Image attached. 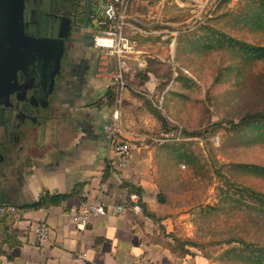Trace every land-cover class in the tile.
I'll return each mask as SVG.
<instances>
[{
	"label": "rangeland",
	"instance_id": "374dc122",
	"mask_svg": "<svg viewBox=\"0 0 264 264\" xmlns=\"http://www.w3.org/2000/svg\"><path fill=\"white\" fill-rule=\"evenodd\" d=\"M160 1L151 0L149 4L156 6L154 13L163 10L162 14L145 22L159 21L158 25L164 27L168 25L161 22L178 23L173 27L177 30L174 33L164 31L155 37L157 53L166 57L164 64L171 68V79L163 90L157 87L146 91L130 84L139 104L156 107L165 118L163 127L142 135L156 136L165 127L181 128V140L162 144L173 156L168 157L171 169L179 170V176L171 178V192L165 193L169 202L178 204L186 215L177 231L179 237L197 244L188 247L199 251L204 264H250L246 259L248 247L264 248V206L252 203L249 194L250 190L264 194V176L250 175L234 165L264 166V142L255 141L260 130L252 127L255 131H236L232 126L247 112L264 110V58L252 60L242 50L224 44L214 43L208 48L205 40L214 42L209 36L210 29H214L264 45V32L254 29L250 21L255 16L253 11L259 10L258 3ZM130 4L141 10L136 0H130ZM129 13H133L132 8ZM250 27L258 31L253 32ZM113 67L112 64L110 70ZM172 70L184 76L174 79ZM104 80L109 82L108 78ZM126 82L124 96L128 90ZM159 167L169 166L161 162ZM175 180L181 181V188L178 183L175 186ZM231 237L245 243H226Z\"/></svg>",
	"mask_w": 264,
	"mask_h": 264
},
{
	"label": "crops",
	"instance_id": "0c3cea01",
	"mask_svg": "<svg viewBox=\"0 0 264 264\" xmlns=\"http://www.w3.org/2000/svg\"><path fill=\"white\" fill-rule=\"evenodd\" d=\"M136 2L141 10L134 5L129 6V10L131 8L133 10V13H129V21L136 29H128L127 33L136 40L137 45L136 52L124 58L128 90L126 96L122 94L124 104L121 114L122 133L125 137L136 139L138 148L132 153L125 168L110 170L107 165L105 140L102 143L90 141L77 155L69 157L70 167L67 170H64L61 164L49 176L45 178L42 176L43 180L37 184L34 192L35 200L45 192L69 193L78 183H82L84 199L71 197L58 205L22 209V219L14 224L21 243L10 248L4 246L5 253L0 255V264H136L140 260H149L155 264L203 263L200 261L202 258L199 251L193 247L186 246L193 255L185 257L178 256L170 249L169 244L173 243L170 234L180 235L177 231L183 217L186 216L181 213L182 208L175 202H169L168 196L165 195L171 192L170 184L173 183L171 178L179 176V170L171 169L168 157L173 156L165 147L166 144H153L142 135L162 125L148 108L139 104V97L130 90L132 83L146 91L158 89L156 82L161 80L158 75L161 76L166 67L164 65L166 57L157 53L159 49L158 44L155 47L157 40L155 37H159L158 34L162 35L164 31L174 33L177 30L173 27L178 23L161 22L168 25L164 27L158 25L159 21L145 22L158 17L163 10L158 14L154 13L156 6L152 7L149 4L151 0ZM169 37L171 39V34ZM154 58L161 62L154 66L157 75L149 71L148 61ZM172 71V75L175 76L176 70ZM104 79L107 78L98 81L97 87L110 113L111 105L107 102L106 96L110 86ZM137 107L140 108L135 109ZM161 162L169 167L160 168ZM179 180H175V186L178 183L177 186L181 188ZM124 183L142 188L141 200L148 211L161 218L160 221H154L142 211L134 212L129 204H126L131 193H128ZM158 193H163L167 203L157 200ZM96 199L105 203L104 213L91 217L84 227L78 226L75 210L82 202ZM119 205L124 209L121 212H113L114 206ZM42 222L49 227L48 238L43 244L39 242L36 232V227ZM77 258L80 261L77 262Z\"/></svg>",
	"mask_w": 264,
	"mask_h": 264
},
{
	"label": "flooded vegetation",
	"instance_id": "af4514ba",
	"mask_svg": "<svg viewBox=\"0 0 264 264\" xmlns=\"http://www.w3.org/2000/svg\"><path fill=\"white\" fill-rule=\"evenodd\" d=\"M104 1L23 0L24 34L42 46L2 75L0 206L38 201L42 176L67 170L88 142H104L109 108L97 87L104 69L96 47Z\"/></svg>",
	"mask_w": 264,
	"mask_h": 264
},
{
	"label": "built area",
	"instance_id": "2783aa9c",
	"mask_svg": "<svg viewBox=\"0 0 264 264\" xmlns=\"http://www.w3.org/2000/svg\"><path fill=\"white\" fill-rule=\"evenodd\" d=\"M130 0H105L102 5V32L96 36V47L101 49V63L104 69V77L109 80V86L114 90V99L111 111L105 123L103 131L107 150V165L110 170L125 168L131 159L132 153L138 148L137 140L133 137H125L122 133V94L126 87L124 58L136 52L137 42L127 33V29L136 28L129 21L128 14ZM110 58H112L110 60ZM114 65L110 70V66ZM103 77V78H104ZM153 144H163L168 141L181 140V128H162L156 136H144ZM218 139V138H217ZM218 142V140H217ZM140 194L133 192L128 195L126 204H129L134 212H141ZM105 203L96 199L82 202L75 210V219L78 226L84 227L91 217L104 213ZM123 206H114L113 212H121ZM13 205L0 206V213L13 212ZM38 240L45 243L49 235V227L46 223H39L36 227ZM76 261H80L79 258ZM136 264H155L149 260H140Z\"/></svg>",
	"mask_w": 264,
	"mask_h": 264
},
{
	"label": "trees",
	"instance_id": "16d2710c",
	"mask_svg": "<svg viewBox=\"0 0 264 264\" xmlns=\"http://www.w3.org/2000/svg\"><path fill=\"white\" fill-rule=\"evenodd\" d=\"M258 3L259 10L253 11L255 13V16L250 19V21L255 25L253 26L254 29H258L259 31L264 32V0H252ZM250 27V30L253 32H257L258 30H254ZM209 36L213 38V43H209L207 40H205L208 48H211L214 43L217 45H226L230 48H234L238 51H243L244 55L251 58L252 60H258L260 58H264V45H257L255 43H250L247 41H244L239 38L232 37L230 35L225 34L224 32H221L220 30H211L209 32ZM156 63H161L160 61L154 59H149L148 65H149V71H152L155 75H157L155 65ZM166 67L164 71L162 72V75H158L162 80L159 83V88L163 90L164 86L166 85L165 82L169 81L171 79V68L164 64ZM182 72L177 74L174 79H178L181 76ZM107 102L111 105L114 99V90L110 88L107 93ZM148 110L151 114L160 122V124L163 126L165 122L164 116L161 114V112L154 106H147ZM254 127L255 130H260L255 135V141H263L264 142V110H255L251 112H247L244 114L237 123H235L232 126L233 130L238 129H247L252 131H255L254 129L251 130L250 128ZM263 139V140H262ZM235 168L245 170L249 172L250 175H256L263 177L264 176V166L262 165H255V164H235ZM124 187L127 188L128 193L136 192L138 194H141L142 188L140 186L130 185L127 183L123 184ZM82 183H78L74 186L71 192L69 193H60V194H50L48 192H45L42 196L39 197L38 201L33 203H28L22 206H14L15 210L13 212H5L0 213V233L2 236L0 237V255L4 254L5 251L3 250L4 246L7 247H13L16 245H19L21 241L18 238V235L16 233V229L14 228V224L16 222H19L22 219L21 210L22 209H39L43 207H48L50 205H58L61 203V201H64L71 197H78L79 199L83 200L82 197ZM249 198L252 203H259L262 207L264 206V194L260 192H256L254 190H250ZM157 200L161 203H167L165 196L162 193H158ZM140 204L142 206V212L145 216L152 218L154 221H160L161 218L157 217L154 213H151L147 210L145 203L141 200ZM170 236L173 239V243L169 244L170 249L175 252L180 257H185L186 255H193V252H190L186 246H195L197 247V244L191 243L188 239L181 238L179 236H176L174 234H170ZM243 243L244 240L237 238V237H231L229 238L226 243L232 244V243ZM245 243V242H244ZM247 261L250 264H264V248H257V247H248L247 249Z\"/></svg>",
	"mask_w": 264,
	"mask_h": 264
},
{
	"label": "water",
	"instance_id": "95a60500",
	"mask_svg": "<svg viewBox=\"0 0 264 264\" xmlns=\"http://www.w3.org/2000/svg\"><path fill=\"white\" fill-rule=\"evenodd\" d=\"M22 9L23 0H0V84L5 81L2 75L8 67L19 64L26 56H37L42 46L39 40L25 36ZM18 70L13 69V75Z\"/></svg>",
	"mask_w": 264,
	"mask_h": 264
}]
</instances>
